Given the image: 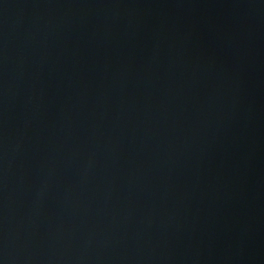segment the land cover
<instances>
[{
  "label": "water",
  "instance_id": "obj_1",
  "mask_svg": "<svg viewBox=\"0 0 264 264\" xmlns=\"http://www.w3.org/2000/svg\"><path fill=\"white\" fill-rule=\"evenodd\" d=\"M37 264H264V0H58Z\"/></svg>",
  "mask_w": 264,
  "mask_h": 264
}]
</instances>
